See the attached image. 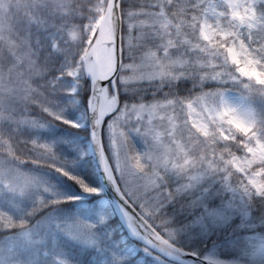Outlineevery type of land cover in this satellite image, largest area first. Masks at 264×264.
Listing matches in <instances>:
<instances>
[{
	"label": "clouds",
	"instance_id": "obj_1",
	"mask_svg": "<svg viewBox=\"0 0 264 264\" xmlns=\"http://www.w3.org/2000/svg\"><path fill=\"white\" fill-rule=\"evenodd\" d=\"M0 264H264V0H0Z\"/></svg>",
	"mask_w": 264,
	"mask_h": 264
},
{
	"label": "rangeland",
	"instance_id": "obj_2",
	"mask_svg": "<svg viewBox=\"0 0 264 264\" xmlns=\"http://www.w3.org/2000/svg\"><path fill=\"white\" fill-rule=\"evenodd\" d=\"M92 168H94V167H92ZM89 170L92 171V169H90V168H89ZM85 172H86V169H85ZM86 179L90 183H92L94 186H98V187L100 186V182L97 178L95 168H94V172L92 174H88L86 176ZM72 205L73 206L70 208H73V209L67 208L66 211H64L65 209L62 208V209L58 210V214L61 215L62 217L79 215L81 218H84V219H95L96 213L98 211H100L101 209H103L105 211H112L114 213L112 206L110 204H106L103 191H101L99 196L84 197L79 202L72 204ZM116 217H118V215L114 214L111 216L110 220L113 218H116ZM118 219H119V217H118ZM122 235L127 236V232H126V234L122 233ZM126 243H127L129 248H132V246L136 242H129L127 240Z\"/></svg>",
	"mask_w": 264,
	"mask_h": 264
},
{
	"label": "trees",
	"instance_id": "obj_3",
	"mask_svg": "<svg viewBox=\"0 0 264 264\" xmlns=\"http://www.w3.org/2000/svg\"><path fill=\"white\" fill-rule=\"evenodd\" d=\"M89 168L92 169V171H90ZM93 172H94V168H92L91 165H90L88 168H86V176H87L88 174H92ZM72 206H73L72 204L66 205V206L64 207V209H65L64 211H66L67 208H70V207H72ZM70 209H73V208H70ZM110 223H112V224H117V223H119V219H118V217L111 219V220H110ZM122 233H125V234H126V231H125V232H122ZM128 241H129V242H135V241H134L133 239H131V238H129Z\"/></svg>",
	"mask_w": 264,
	"mask_h": 264
},
{
	"label": "water",
	"instance_id": "obj_4",
	"mask_svg": "<svg viewBox=\"0 0 264 264\" xmlns=\"http://www.w3.org/2000/svg\"><path fill=\"white\" fill-rule=\"evenodd\" d=\"M97 175H98V178H99V174H98V173H97ZM99 182H100V178H99ZM104 193H105L107 199H108L110 202H112V194H111L110 189H104Z\"/></svg>",
	"mask_w": 264,
	"mask_h": 264
},
{
	"label": "bare ground",
	"instance_id": "obj_5",
	"mask_svg": "<svg viewBox=\"0 0 264 264\" xmlns=\"http://www.w3.org/2000/svg\"><path fill=\"white\" fill-rule=\"evenodd\" d=\"M98 180H99V178H98ZM103 191H104V190H103ZM105 202H106V204H111V203H112V202H109V203H108L106 199H105Z\"/></svg>",
	"mask_w": 264,
	"mask_h": 264
}]
</instances>
